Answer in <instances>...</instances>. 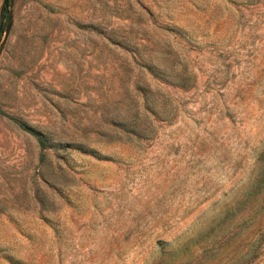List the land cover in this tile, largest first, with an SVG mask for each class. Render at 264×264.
<instances>
[{"label": "rangeland", "instance_id": "374dc122", "mask_svg": "<svg viewBox=\"0 0 264 264\" xmlns=\"http://www.w3.org/2000/svg\"><path fill=\"white\" fill-rule=\"evenodd\" d=\"M7 12L0 264H264V0Z\"/></svg>", "mask_w": 264, "mask_h": 264}, {"label": "water", "instance_id": "95a60500", "mask_svg": "<svg viewBox=\"0 0 264 264\" xmlns=\"http://www.w3.org/2000/svg\"><path fill=\"white\" fill-rule=\"evenodd\" d=\"M8 0H2V7H5L7 5ZM10 20H11V14L10 12H7L4 24H3V33H2V37L0 39V47L2 46V44L4 43L8 32H9V28H10Z\"/></svg>", "mask_w": 264, "mask_h": 264}, {"label": "trees", "instance_id": "16d2710c", "mask_svg": "<svg viewBox=\"0 0 264 264\" xmlns=\"http://www.w3.org/2000/svg\"><path fill=\"white\" fill-rule=\"evenodd\" d=\"M1 34H2V26H0V39H1ZM0 113H3L1 109H0ZM19 126H20L21 128H23V129H25V130L31 132V133L35 136V138L37 139V141H38V143H39V145H40L41 147H43V146L45 145L43 138H42L37 132H34V131L28 129L27 127H25V126L22 125L21 123H19Z\"/></svg>", "mask_w": 264, "mask_h": 264}]
</instances>
